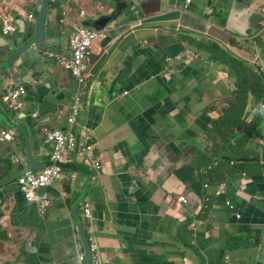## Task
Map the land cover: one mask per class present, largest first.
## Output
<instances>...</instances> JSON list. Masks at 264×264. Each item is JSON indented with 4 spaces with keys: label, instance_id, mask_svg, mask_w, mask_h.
I'll return each mask as SVG.
<instances>
[{
    "label": "crops",
    "instance_id": "obj_1",
    "mask_svg": "<svg viewBox=\"0 0 264 264\" xmlns=\"http://www.w3.org/2000/svg\"><path fill=\"white\" fill-rule=\"evenodd\" d=\"M192 1L185 10V0H126L136 10L122 13L124 1L52 0L48 43L13 59L34 37L43 0H0V13L18 25L10 36L0 29V125L26 132L0 143V264H84L76 216L83 219L86 202L92 216L85 230L100 264H264V123L242 146L246 154L231 150L239 146L234 139L221 146L211 131L234 100L237 80L219 48L247 62L250 88L264 68V0ZM64 10L69 23L103 19L107 31L93 46L90 91L76 126L80 144L90 135L103 168L97 174L78 161L64 165L48 189L52 205L41 212L26 202L17 178L24 165L36 171L51 163L43 129L68 127L74 80L41 54L69 57ZM20 86L27 96L17 113L8 94ZM251 91L237 139L261 112L264 100ZM20 154L24 164L16 162ZM235 238L241 243L232 249Z\"/></svg>",
    "mask_w": 264,
    "mask_h": 264
},
{
    "label": "built area",
    "instance_id": "obj_2",
    "mask_svg": "<svg viewBox=\"0 0 264 264\" xmlns=\"http://www.w3.org/2000/svg\"><path fill=\"white\" fill-rule=\"evenodd\" d=\"M191 2L192 0H185V10L190 7ZM84 16L85 12L81 11L79 17L82 18ZM29 19L33 21L35 17L30 15ZM59 23L64 27L68 26L69 13L67 10L61 13ZM0 29L3 36H10L17 33L18 27L14 17L5 13H0ZM106 32V30H93L82 25V23L78 21L73 24V28L70 30L68 40L69 57H67V55H60L52 50H45L44 52L46 57L53 59L56 64L64 66L65 70L71 74L75 87L72 93V103L66 119L68 127L65 130L50 129L47 127L43 129L45 143L51 145L53 148L50 157L51 163L36 171L28 169L24 165L25 168L17 178L19 190L22 192L26 202L35 205L41 212H46L52 205L50 195L45 191V188L53 185L54 182L59 179L63 172L64 164H72L78 161L94 169L97 174L100 173L103 168L99 157L95 153L90 135L85 134L84 141L80 144L76 126L84 108L85 98L90 91L88 71L90 58L93 53V46L95 41L107 37ZM26 95L27 90L24 86L10 91L8 94L9 110L16 112L22 110L25 105L23 97ZM57 118L58 120L63 119L64 113L58 114ZM17 137L18 132L15 129L5 128L0 125L1 144L13 143L16 141ZM25 161L24 155H17V163L24 164ZM205 187L208 188L209 184L206 183ZM224 193V186H219L216 190V194L221 196ZM178 201L184 204L187 203V199L182 196L178 198ZM226 206L231 210L236 209V206L230 200L226 201ZM82 209L83 217L88 221L92 216L89 204L87 202L84 203ZM237 217L240 219L242 216L237 214ZM90 252L92 264H100L98 246L95 243L91 242ZM81 260L84 261V256H81ZM227 262L231 263L230 257L227 258Z\"/></svg>",
    "mask_w": 264,
    "mask_h": 264
},
{
    "label": "trees",
    "instance_id": "obj_3",
    "mask_svg": "<svg viewBox=\"0 0 264 264\" xmlns=\"http://www.w3.org/2000/svg\"><path fill=\"white\" fill-rule=\"evenodd\" d=\"M218 56L225 63L224 65L232 68L236 75V88L234 90V100L229 102V107L224 111V115L212 122L211 131L218 135L221 146H225L230 140H236V144L239 146H230L231 150L242 154V146H246L251 136L259 130L261 123L264 122V112H262L253 122L248 132H246L241 139H237V130H239L244 124V114L248 105L249 92V79L248 70L243 61L236 58L228 50H222L219 48L217 52ZM253 96H256L258 100H264V77L261 75L256 76V83L251 91ZM255 135V134H254ZM244 154H246L244 152ZM240 240L236 238L230 240L229 247L232 249L239 248Z\"/></svg>",
    "mask_w": 264,
    "mask_h": 264
},
{
    "label": "water",
    "instance_id": "obj_4",
    "mask_svg": "<svg viewBox=\"0 0 264 264\" xmlns=\"http://www.w3.org/2000/svg\"><path fill=\"white\" fill-rule=\"evenodd\" d=\"M51 1L52 0H43L42 7H41L40 11L38 12V16L36 18V30H35L34 37L27 44L21 46L18 50H16V52H14V54H12L9 58L18 59L27 50L33 49L34 51H37L38 50L37 46L41 45V42L48 43V40L46 39V36H45V29H46V26H50V24H51V22L48 21V17L51 14V10H50ZM118 1L119 2L124 1V6L122 7V9H120V12L123 13V11H128L130 9H132L133 11L136 10V8H134L133 5L132 6L128 5L126 3V0H118ZM102 21H103V24H101L99 26L98 24L102 23ZM15 22H16V20H15ZM82 25H84V26H86L88 28H92L93 30H97V31H104L105 30V29H103L105 27L103 19L98 21V22L91 21L89 25H85V24H82ZM55 52L60 54V55H63V52H58V51H55ZM41 54H42L43 57L45 56L43 51H41ZM49 61L50 62H54L53 59H50ZM49 61H45V62H49ZM12 63H13V60L10 63H8V65L11 66ZM26 96L23 97V102H25ZM21 112L18 111L17 113H21ZM9 128L15 129L18 132L19 136L23 135L26 138V132H25L24 128L22 127V125H19V124H16V123H11ZM27 156L31 160L32 157H31V153L30 152H27ZM73 164H75V163H73ZM64 165H66V164H64ZM74 213H78L79 214V209L77 210V212L74 211ZM76 218H77V226H76V228L78 230V236H79V238L81 240L80 244L82 245V249H83V252H84V261H83V263L84 264H92V258H91V252H90V243H89V239H88V236H87L86 230H85V222H86V220H85L84 217L82 219L80 216H76Z\"/></svg>",
    "mask_w": 264,
    "mask_h": 264
},
{
    "label": "clouds",
    "instance_id": "obj_5",
    "mask_svg": "<svg viewBox=\"0 0 264 264\" xmlns=\"http://www.w3.org/2000/svg\"><path fill=\"white\" fill-rule=\"evenodd\" d=\"M193 2V1H192ZM191 2V3H192ZM263 12H264V8H263V10H262ZM86 15V14H85ZM92 29V28H91ZM63 55H66V54H63ZM236 58H238V59H240L241 61H243L244 62V64H245V66H246V68L248 67L247 66V62H245L244 60H242L241 58H239V57H236ZM226 66V65H225ZM226 67H228V66H226ZM257 75H261V76H263L264 77V68H261V67H259V68H257L256 69V72H255V80H254V84H253V86H252V88H250V80H249V90L250 89H252L253 90V87H254V85H255V83H256V76ZM248 76H250L249 75V73H248ZM249 79V78H248ZM237 81V80H236ZM235 90V89H234ZM261 102H263L262 103V105H261V112L260 113H258V115L256 116V118L262 113V112H264V101H261ZM244 121H245V119H244ZM255 121V120H254ZM264 122H262L261 123V125L263 124ZM253 124V123H252ZM261 127V126H260ZM260 127H259V129H260ZM264 152V151H263ZM262 157H264V153H263V155H262ZM261 161V160H260ZM234 204V203H233ZM235 205V204H234ZM89 243L91 244V241L89 240Z\"/></svg>",
    "mask_w": 264,
    "mask_h": 264
},
{
    "label": "rangeland",
    "instance_id": "obj_6",
    "mask_svg": "<svg viewBox=\"0 0 264 264\" xmlns=\"http://www.w3.org/2000/svg\"><path fill=\"white\" fill-rule=\"evenodd\" d=\"M77 21H78V20H77L76 18H73V19L71 20V22L68 24L67 28H68V29H69V28H73V24L76 23ZM59 66H60L62 69L65 70V68H64L63 65L59 64ZM49 188H50V186H49V187H46V188H45V191L48 192V189H49Z\"/></svg>",
    "mask_w": 264,
    "mask_h": 264
}]
</instances>
